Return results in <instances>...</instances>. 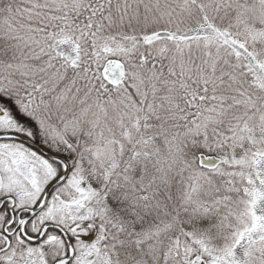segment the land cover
Masks as SVG:
<instances>
[{
    "label": "snow or ice",
    "instance_id": "1",
    "mask_svg": "<svg viewBox=\"0 0 264 264\" xmlns=\"http://www.w3.org/2000/svg\"><path fill=\"white\" fill-rule=\"evenodd\" d=\"M0 264H264V0H0Z\"/></svg>",
    "mask_w": 264,
    "mask_h": 264
}]
</instances>
